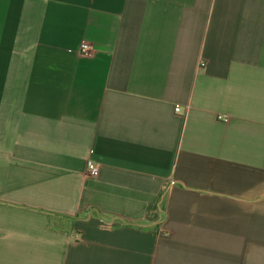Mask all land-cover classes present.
<instances>
[{
    "label": "crops",
    "instance_id": "crops-1",
    "mask_svg": "<svg viewBox=\"0 0 264 264\" xmlns=\"http://www.w3.org/2000/svg\"><path fill=\"white\" fill-rule=\"evenodd\" d=\"M0 264H264V0H0Z\"/></svg>",
    "mask_w": 264,
    "mask_h": 264
},
{
    "label": "built area",
    "instance_id": "built-area-1",
    "mask_svg": "<svg viewBox=\"0 0 264 264\" xmlns=\"http://www.w3.org/2000/svg\"><path fill=\"white\" fill-rule=\"evenodd\" d=\"M79 59L90 58L95 54V49L88 42H82L76 49L71 50ZM203 62V61H202ZM179 107H174V111L178 112ZM99 165L91 159L86 160L84 166V174L88 177H95L98 174ZM166 232V231H165Z\"/></svg>",
    "mask_w": 264,
    "mask_h": 264
}]
</instances>
